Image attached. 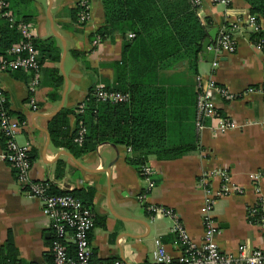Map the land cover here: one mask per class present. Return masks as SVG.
Instances as JSON below:
<instances>
[{
    "label": "crops",
    "instance_id": "1",
    "mask_svg": "<svg viewBox=\"0 0 264 264\" xmlns=\"http://www.w3.org/2000/svg\"><path fill=\"white\" fill-rule=\"evenodd\" d=\"M89 1L91 21L82 26L77 19L79 0H8L19 18H30L36 40H48L56 49L53 56L57 59L43 54L41 84L34 93L32 72H0L9 109L19 120L23 118L17 140L30 146L32 178L50 182L58 190L95 191L96 225L89 234L95 261L159 264L154 253L163 245L174 257L169 264H179L182 247L175 218L155 217L148 206L171 208L193 244L200 246L205 235L204 209L210 199L217 227L215 242L223 252L236 254L244 247L264 250V179H251L252 174L264 171V93L246 91L251 86L264 88V53L252 39L253 33L247 28L237 34L236 52L221 57L215 74L218 84L237 94L233 100L219 96L216 100L219 113L236 123L228 132L215 131L211 119L202 131L196 127L197 80L211 72L212 58L202 60L198 72L185 62L154 72L153 84L167 93V142L172 147L191 148L170 159H159L155 150L141 152L146 162L139 171L129 160L140 153L126 145L103 142L77 157L52 141L51 120L63 108L85 104L98 84L115 83L117 87L112 63L121 60L124 45L130 41V32L116 31L113 39L101 38L97 32L105 24L102 0ZM250 15L245 0H233L229 6L205 0L199 11L204 23L207 18L212 21L207 27L218 30ZM258 22L264 30V20ZM133 73L131 65L128 74ZM30 96L36 99L37 110L29 106ZM76 128L77 117L71 113L63 142ZM5 147L0 139V248L12 236L22 264H53L54 234L42 203L17 182L5 159ZM145 165L154 172L152 189L141 174ZM221 169L231 176V191L223 190L219 176L203 179L204 174ZM237 187L242 191H236ZM142 194H147L145 201L140 200ZM253 207L261 214L250 216Z\"/></svg>",
    "mask_w": 264,
    "mask_h": 264
},
{
    "label": "trees",
    "instance_id": "2",
    "mask_svg": "<svg viewBox=\"0 0 264 264\" xmlns=\"http://www.w3.org/2000/svg\"><path fill=\"white\" fill-rule=\"evenodd\" d=\"M245 1L250 5L251 14L256 15L259 21L264 20V0ZM102 4L105 24L97 32L101 38L113 39L116 31L135 35L125 43L121 60L112 63L117 71V87L115 83L106 84L109 88L128 94L129 99L121 103L100 102L92 94L93 87L84 105L81 103L74 109L63 108L52 118V141L57 146L67 147L77 157L103 142L126 145L135 154L140 153L129 160L140 171V166L146 162V156L141 152L155 150L159 159H170L191 148L168 144L165 119L167 93L164 87L154 85L152 78L155 71L170 69L181 62L198 72L199 63L208 58L203 52V42L208 37L207 25L212 21L207 18L204 23L200 19L199 8L193 7L188 0H102ZM23 19L31 21L28 16ZM263 36L264 30H261L251 37L257 41ZM20 40L18 29L11 27L0 13V57L6 56L8 50ZM36 46L41 53V63L45 59L43 54L57 59L53 56L55 45L48 40H36ZM76 55L81 53L76 52ZM131 65L134 68L133 77L128 74ZM56 81L61 84L63 80L58 77ZM71 113L76 114L77 128L63 142L68 134L65 129L68 128ZM81 122L87 133L84 141L78 143L75 139ZM0 139L5 146L1 133ZM53 193L75 196L95 215L93 189L63 191L54 187ZM69 250L75 254L74 246L71 245ZM0 264H22L12 236L0 248Z\"/></svg>",
    "mask_w": 264,
    "mask_h": 264
},
{
    "label": "built area",
    "instance_id": "3",
    "mask_svg": "<svg viewBox=\"0 0 264 264\" xmlns=\"http://www.w3.org/2000/svg\"><path fill=\"white\" fill-rule=\"evenodd\" d=\"M189 3L199 8L205 0H188ZM213 4L229 6L233 0H210ZM78 22L85 26L91 21V3L89 0H79ZM0 13L11 27H15L21 34V40L14 44L6 56L0 57V72L11 73L18 70L30 71L33 73L31 80V93H34L41 84V53L36 46L35 28L32 22H27L19 18L10 7L8 0H0ZM249 28L250 32L261 31V24L256 15L248 18H239L236 22L222 26L219 29L216 42L208 48L212 55V69L208 75H199L197 82V106H196V127L202 131L207 125L208 119L213 120L215 131L228 132L236 127V123L231 118L219 113L216 106L217 96L229 101L237 97L235 92L217 83L215 74L220 65L221 57L231 55L237 49V34ZM135 35L129 34L130 38ZM100 38L96 42H98ZM260 50H264V36L255 41ZM247 93L263 92L264 88L248 87ZM93 96L97 101L109 103L126 102L128 94L107 87L106 84L95 86ZM84 105V104H83ZM29 106L37 110L38 104L34 96L29 97ZM23 127V122L11 114L8 107L6 92L0 81V133L5 139V159L9 162L15 172L17 182L24 186L28 194L39 199L42 203L43 215L48 219L53 230L52 252L54 255L53 264H127L121 260L111 262L95 261L94 252L89 240V234L95 226V215L84 203L71 194L53 193L54 186L47 181H37L31 176L32 162L30 160V146L21 145L17 136ZM87 133L86 127L81 122L78 129L76 142L82 143ZM143 178L148 182L149 188L155 185L153 181V170L145 165L141 169ZM208 176H219L223 184L224 191H231V176L226 170H218L204 174L203 179ZM253 181L259 182L264 179V171L251 175ZM236 191H242L237 187ZM210 194V193H209ZM147 194L140 196L141 201H145ZM204 209L205 235L200 246H196L191 241L185 226L178 221L175 212L168 207L150 204L148 209L155 217L170 216L175 218V231L177 232L182 247V252L178 258L179 264H264V250L257 248L249 250L242 248L238 253L223 252L215 237L217 227L212 216L213 200L207 202ZM262 211L253 207L249 210L250 216L260 215ZM261 225L264 228V212L262 213ZM74 246L75 254H71L70 246ZM154 259L159 264L172 263L174 257L167 249L160 245L154 253Z\"/></svg>",
    "mask_w": 264,
    "mask_h": 264
},
{
    "label": "water",
    "instance_id": "4",
    "mask_svg": "<svg viewBox=\"0 0 264 264\" xmlns=\"http://www.w3.org/2000/svg\"><path fill=\"white\" fill-rule=\"evenodd\" d=\"M207 32L208 37L203 42V52L205 56L211 58L212 55L209 53L208 48L211 44L216 42L219 30L216 26H209L207 27Z\"/></svg>",
    "mask_w": 264,
    "mask_h": 264
}]
</instances>
